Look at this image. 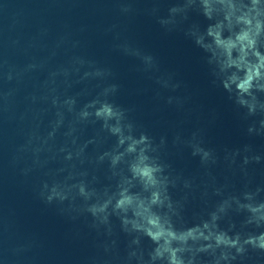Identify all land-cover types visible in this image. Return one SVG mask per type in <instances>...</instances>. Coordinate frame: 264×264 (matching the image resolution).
<instances>
[{
	"label": "water",
	"instance_id": "95a60500",
	"mask_svg": "<svg viewBox=\"0 0 264 264\" xmlns=\"http://www.w3.org/2000/svg\"><path fill=\"white\" fill-rule=\"evenodd\" d=\"M257 52L264 0H0V264H264Z\"/></svg>",
	"mask_w": 264,
	"mask_h": 264
},
{
	"label": "clouds",
	"instance_id": "9594fccd",
	"mask_svg": "<svg viewBox=\"0 0 264 264\" xmlns=\"http://www.w3.org/2000/svg\"><path fill=\"white\" fill-rule=\"evenodd\" d=\"M246 23H251L250 21H244ZM210 35H215L216 36V41H217V44L220 45L221 47H224L228 50V55H229V58H231V50L236 47V45L234 43H232L231 41L229 42H225L223 40H221L220 38V35L218 33H212L210 32ZM238 40L241 42V44L243 45L244 42L246 41L247 42V45L244 46L243 48V51L245 52V54L247 53V50L249 47L251 48H254L255 47V41L252 40L250 38V33L248 32H245L243 35L239 36L238 37ZM256 56L260 59V64L258 66H256V71L255 73L253 74V72L251 71V67L249 68V73H248V76L246 78V80L242 83H240L239 87L242 91L244 92H248L250 87L252 86V82H253V79L254 78H259L260 75H261V72H260V69H264V56H261L260 53H255ZM104 113H107L108 116H111L112 115V111L111 109H108V108H105L104 109ZM104 113H98V115H103ZM118 131V130H116ZM121 143H123V141H121ZM132 151H134V148L133 149H130ZM137 171H140V169H137ZM145 177H151V170L150 169H145L143 170V173H142ZM158 199V197H157ZM131 201L130 200H127V201H121L120 202V206L122 207L125 203H130ZM155 202V201H154ZM151 223L154 225V226H157V221L153 220L151 221ZM149 235L153 236V239H157L159 240L161 236L164 235L163 232H160V233H152V232H149ZM169 235H171L173 237V239H175V235L172 234V233H169ZM189 235H192V233H189ZM181 239H184V237H181ZM262 240H264V238H262ZM220 243H223V239L220 238L219 241ZM262 247H264V243H262L261 245ZM173 258H174V264H178L177 261H175V252H173Z\"/></svg>",
	"mask_w": 264,
	"mask_h": 264
}]
</instances>
